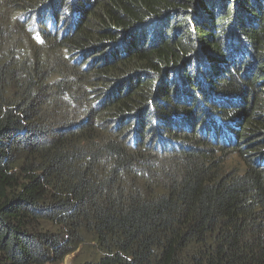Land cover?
<instances>
[{"label":"trees","instance_id":"1","mask_svg":"<svg viewBox=\"0 0 264 264\" xmlns=\"http://www.w3.org/2000/svg\"><path fill=\"white\" fill-rule=\"evenodd\" d=\"M89 244L264 264V0H0V264Z\"/></svg>","mask_w":264,"mask_h":264},{"label":"rangeland","instance_id":"2","mask_svg":"<svg viewBox=\"0 0 264 264\" xmlns=\"http://www.w3.org/2000/svg\"><path fill=\"white\" fill-rule=\"evenodd\" d=\"M227 165H238L239 163L235 160V155L227 156ZM98 257V249L93 247V244H89L88 246H84L81 248L80 246L74 252L66 255L62 261L55 264H79L89 260H95ZM54 264V263H51Z\"/></svg>","mask_w":264,"mask_h":264}]
</instances>
